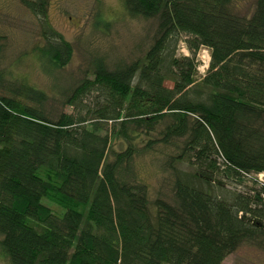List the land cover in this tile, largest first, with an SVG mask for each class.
Wrapping results in <instances>:
<instances>
[{"label":"trees","instance_id":"1","mask_svg":"<svg viewBox=\"0 0 264 264\" xmlns=\"http://www.w3.org/2000/svg\"><path fill=\"white\" fill-rule=\"evenodd\" d=\"M21 2L41 22L34 56L65 68L74 47L50 25V0ZM123 2L157 20L153 39L129 62L95 57L62 96L73 113L0 67V235L12 264H222L243 245L264 248V186L222 191L213 158L225 178L264 172V0L246 14L234 0ZM184 34L195 57L176 56ZM201 47L212 60L197 80ZM156 144L174 150L162 163L173 201L151 199L133 167Z\"/></svg>","mask_w":264,"mask_h":264},{"label":"rangeland","instance_id":"2","mask_svg":"<svg viewBox=\"0 0 264 264\" xmlns=\"http://www.w3.org/2000/svg\"><path fill=\"white\" fill-rule=\"evenodd\" d=\"M255 3L256 0H234V7L246 14L253 11ZM48 21L74 47L71 62L65 68L53 71H48L33 54L37 45L45 43L40 18L21 0H0V35L3 37L0 41V67L9 73L12 82L26 78L45 90L49 96L46 107L59 114L74 112V106L64 105L62 96L73 89L87 69L93 70L95 57H105L112 65L119 61L129 62L149 47L157 27L156 19L129 16L123 0H50ZM181 37L177 42L176 56L195 57L194 50L186 45L191 38L186 34ZM197 54L198 60L204 55V67L201 63L197 70V80H201L210 69L211 50L205 53V47H201ZM167 83L173 85V82ZM92 101V96L84 97V104L89 105ZM120 144V141L113 140L116 149H120ZM155 147L154 151L147 149L136 156L133 167L139 179L148 184L151 199L162 196L173 201L171 170L167 172L162 163L174 150L164 144ZM213 158L219 167L216 177L224 184L222 191L244 190L246 186H252L255 179L259 188L264 186V172L246 176L245 180L225 178L223 175L228 166L223 155L218 153ZM185 168L193 169L192 166ZM1 239L0 235V264H12L2 249ZM222 264H264V248L243 245L228 255Z\"/></svg>","mask_w":264,"mask_h":264},{"label":"built area","instance_id":"3","mask_svg":"<svg viewBox=\"0 0 264 264\" xmlns=\"http://www.w3.org/2000/svg\"><path fill=\"white\" fill-rule=\"evenodd\" d=\"M187 49V48H186ZM207 51H208V49L207 48H205V53H207ZM203 54H204V50H203ZM202 54V57H201V60H200V63H199V66L201 65V63H202V67H204L203 66V61H204V59H203V57H204V55ZM206 56V55H205Z\"/></svg>","mask_w":264,"mask_h":264}]
</instances>
